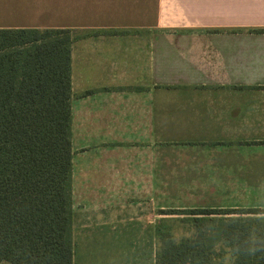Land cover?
Segmentation results:
<instances>
[{
    "label": "crops",
    "instance_id": "1",
    "mask_svg": "<svg viewBox=\"0 0 264 264\" xmlns=\"http://www.w3.org/2000/svg\"><path fill=\"white\" fill-rule=\"evenodd\" d=\"M20 28L71 38L72 264H114L122 247L90 245L142 238L164 191L264 209V0H0ZM250 242L225 248L264 264Z\"/></svg>",
    "mask_w": 264,
    "mask_h": 264
},
{
    "label": "trees",
    "instance_id": "2",
    "mask_svg": "<svg viewBox=\"0 0 264 264\" xmlns=\"http://www.w3.org/2000/svg\"><path fill=\"white\" fill-rule=\"evenodd\" d=\"M70 41L65 29H0V262L72 264ZM160 260L221 264L199 239H165Z\"/></svg>",
    "mask_w": 264,
    "mask_h": 264
},
{
    "label": "rangeland",
    "instance_id": "3",
    "mask_svg": "<svg viewBox=\"0 0 264 264\" xmlns=\"http://www.w3.org/2000/svg\"><path fill=\"white\" fill-rule=\"evenodd\" d=\"M166 183L169 185V176H164V188H169V186L165 187ZM170 196V191H164L166 204L162 209V221L157 220V223H154L153 220L152 223H147L146 234H140L142 238H133L138 234L132 233V238L129 240L95 241L90 247L111 246L116 250L122 247L120 248L123 250L122 256L102 257L108 263L115 260L114 264H164L160 260V251L165 239L175 244H181L185 240L192 242L199 239L209 257L219 259L222 264H230L233 260H238L239 264H259L261 260L259 257H249L245 251L233 257L234 253L229 254L233 250L225 247L227 244L232 245L234 240H237L239 244L251 241L264 246V209L260 212L202 214L198 211L205 208L171 207ZM248 237L250 240L245 241ZM82 245L79 246L75 241V246L72 244L73 251L80 250V247H89L83 243ZM262 254L264 256V252ZM0 264L11 263L1 261Z\"/></svg>",
    "mask_w": 264,
    "mask_h": 264
}]
</instances>
